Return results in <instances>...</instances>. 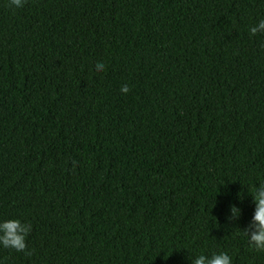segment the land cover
Instances as JSON below:
<instances>
[{"label": "trees", "instance_id": "obj_1", "mask_svg": "<svg viewBox=\"0 0 264 264\" xmlns=\"http://www.w3.org/2000/svg\"><path fill=\"white\" fill-rule=\"evenodd\" d=\"M260 20L264 0H0V222L32 225L0 264H264L243 234Z\"/></svg>", "mask_w": 264, "mask_h": 264}, {"label": "clouds", "instance_id": "obj_2", "mask_svg": "<svg viewBox=\"0 0 264 264\" xmlns=\"http://www.w3.org/2000/svg\"><path fill=\"white\" fill-rule=\"evenodd\" d=\"M26 0H9V7L23 8ZM264 32V20H260L256 26L251 27L250 34L255 36L257 33ZM97 72L105 71L103 63L95 65ZM121 93L127 95L130 88L127 84L122 85ZM76 162L73 161V167ZM251 197L255 204L254 214L248 227L243 234L248 238L249 245L257 250L264 251V184L253 189ZM229 221L238 220L242 214L240 208L235 205L230 206ZM32 231L31 223H22L20 220H7L0 222V245L6 249H14L17 252H26V237ZM31 255L30 252H26ZM192 264H232V259L227 253L213 254L210 258L204 255L192 261Z\"/></svg>", "mask_w": 264, "mask_h": 264}]
</instances>
